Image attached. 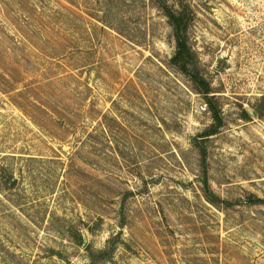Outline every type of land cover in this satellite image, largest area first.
Segmentation results:
<instances>
[{
	"label": "rangeland",
	"instance_id": "obj_1",
	"mask_svg": "<svg viewBox=\"0 0 264 264\" xmlns=\"http://www.w3.org/2000/svg\"><path fill=\"white\" fill-rule=\"evenodd\" d=\"M0 264H264V0H0Z\"/></svg>",
	"mask_w": 264,
	"mask_h": 264
},
{
	"label": "trees",
	"instance_id": "obj_2",
	"mask_svg": "<svg viewBox=\"0 0 264 264\" xmlns=\"http://www.w3.org/2000/svg\"><path fill=\"white\" fill-rule=\"evenodd\" d=\"M165 15L168 17L177 42V50L172 58L173 64L178 67L183 73L190 77L196 84L199 92L203 93L206 97L207 103H209L210 109L214 117V128L206 133V135H211L217 132L218 128L223 124L222 111L212 95L210 83L208 80L202 76L197 70H195V55L189 43L188 37V26L190 22V17L184 11H178L168 6H163ZM212 95V96H211ZM205 194L207 198L215 204H229L228 201L222 200L218 195H216L210 187L207 178H204ZM249 199L250 203H256L257 201H262L260 198L251 196ZM91 256L94 254L93 249L88 248Z\"/></svg>",
	"mask_w": 264,
	"mask_h": 264
}]
</instances>
